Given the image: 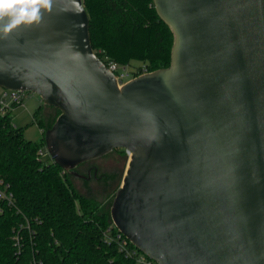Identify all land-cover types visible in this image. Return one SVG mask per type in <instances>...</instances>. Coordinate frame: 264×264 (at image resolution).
<instances>
[{"label": "water", "instance_id": "water-1", "mask_svg": "<svg viewBox=\"0 0 264 264\" xmlns=\"http://www.w3.org/2000/svg\"><path fill=\"white\" fill-rule=\"evenodd\" d=\"M171 63L120 85L96 54L83 0L0 39V88L61 111L54 163L132 153L111 207L157 264H264V0H153Z\"/></svg>", "mask_w": 264, "mask_h": 264}, {"label": "trees", "instance_id": "trees-1", "mask_svg": "<svg viewBox=\"0 0 264 264\" xmlns=\"http://www.w3.org/2000/svg\"><path fill=\"white\" fill-rule=\"evenodd\" d=\"M83 3L93 49L104 63H140L133 76L170 66L174 36L153 0ZM39 125L45 136V122ZM44 145L45 137L41 144L25 137L11 111L0 112V187L8 185L13 195L12 204L0 199V264H157L140 261L139 250L127 255L120 249L111 209L80 193L53 160L45 163ZM129 249H136L132 242Z\"/></svg>", "mask_w": 264, "mask_h": 264}, {"label": "rangeland", "instance_id": "rangeland-1", "mask_svg": "<svg viewBox=\"0 0 264 264\" xmlns=\"http://www.w3.org/2000/svg\"><path fill=\"white\" fill-rule=\"evenodd\" d=\"M140 63H134L133 66L127 68V71L132 73L137 70ZM134 76L126 78L130 81ZM3 89L0 88V96ZM12 121L16 127H22L25 137L35 143L41 144L43 141L42 128L39 121L43 120L45 126L50 129L54 122L59 117L57 108L46 105L42 98L34 93L29 92L24 99V105L18 106L11 111ZM44 156L42 159L45 163L52 162L48 154L46 145L42 146ZM131 159L124 148L117 149L111 153L93 161L91 164L99 168V174H105L110 177L109 182L104 186L96 182H90L88 186L84 185L81 180L72 179L73 186L84 195H89L96 198L108 210L111 209L115 196L123 184V179L126 176V171L129 168L128 162ZM83 167L79 168V171Z\"/></svg>", "mask_w": 264, "mask_h": 264}, {"label": "clouds", "instance_id": "clouds-1", "mask_svg": "<svg viewBox=\"0 0 264 264\" xmlns=\"http://www.w3.org/2000/svg\"><path fill=\"white\" fill-rule=\"evenodd\" d=\"M52 10L53 0H0V39L19 28L39 26Z\"/></svg>", "mask_w": 264, "mask_h": 264}, {"label": "built area", "instance_id": "built-area-1", "mask_svg": "<svg viewBox=\"0 0 264 264\" xmlns=\"http://www.w3.org/2000/svg\"><path fill=\"white\" fill-rule=\"evenodd\" d=\"M107 65H108L109 69L115 73L116 80L120 85H124L125 83L128 82L125 79L128 77H131V75H132V73L127 71L128 67L121 66V65H118V64L113 63V62H111ZM145 73H147V72L144 70L142 72V74H140V75H143ZM140 75H138V76H140ZM138 76H134L133 78L138 77ZM28 93L29 92L22 91V90H5V89H3V92L0 96V112L2 114H6L18 106L24 105V99L27 97ZM126 151L129 155V158L131 159L132 153L128 150H126ZM41 155L44 156L43 151H41ZM0 199L7 200L10 204L13 203V195H12V193H10L8 191V185H5L4 187H0ZM122 236H123L122 233L117 236L120 249L122 251L126 252L127 255H135L138 249L136 248L135 250H130L129 249V242H131V241L129 239H127L125 236H123V237ZM16 241H17V243H19V237L18 236H16ZM146 257L147 256H145L143 254L139 259H140V261L144 262V261H146Z\"/></svg>", "mask_w": 264, "mask_h": 264}, {"label": "flooded vegetation", "instance_id": "flooded-vegetation-1", "mask_svg": "<svg viewBox=\"0 0 264 264\" xmlns=\"http://www.w3.org/2000/svg\"><path fill=\"white\" fill-rule=\"evenodd\" d=\"M115 150H117V149H115ZM95 160H97V159H95ZM95 160L84 162L75 168L76 172L82 176L81 178L77 177L75 174H70V173L69 174L72 177H74L76 180L83 181L85 186H88L90 182H96L98 184L105 186L109 182L110 177L106 176L105 174H99V168L97 166L91 164ZM81 167H83V168L81 171H79V168H81Z\"/></svg>", "mask_w": 264, "mask_h": 264}]
</instances>
